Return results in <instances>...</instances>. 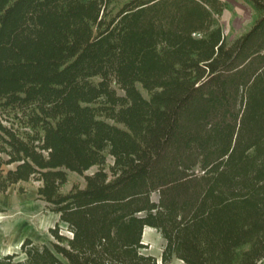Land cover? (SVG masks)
<instances>
[{"label":"trees","instance_id":"16d2710c","mask_svg":"<svg viewBox=\"0 0 264 264\" xmlns=\"http://www.w3.org/2000/svg\"><path fill=\"white\" fill-rule=\"evenodd\" d=\"M240 1L228 40L220 0H0V195L37 182L67 233L0 264H157L145 228L161 264H264V0Z\"/></svg>","mask_w":264,"mask_h":264},{"label":"rangeland","instance_id":"374dc122","mask_svg":"<svg viewBox=\"0 0 264 264\" xmlns=\"http://www.w3.org/2000/svg\"><path fill=\"white\" fill-rule=\"evenodd\" d=\"M220 1L227 9L219 17V24L223 35L228 40H232L249 28L253 11L247 3L240 0ZM111 162L112 160L108 159V163ZM94 171L95 168H92L86 174ZM75 183L83 185V178L69 174L68 184L64 190L70 189ZM38 186L37 182L22 184L21 187L25 189L23 193H20L18 186H12L5 194L0 195V258L6 254L19 253L20 245L27 238L48 244L52 240L48 230L55 225L60 227L63 234H67L66 226L59 223L58 215L49 212L45 203L37 199ZM152 199L157 201V195H152ZM143 236L142 242L146 245V249L142 252L155 257L158 264H161L163 239L150 228L144 230Z\"/></svg>","mask_w":264,"mask_h":264},{"label":"crops","instance_id":"0c3cea01","mask_svg":"<svg viewBox=\"0 0 264 264\" xmlns=\"http://www.w3.org/2000/svg\"><path fill=\"white\" fill-rule=\"evenodd\" d=\"M145 229H146V228H145ZM145 229H144V230H145ZM143 233H144V231H143ZM143 237H144V236L142 235V239H143ZM142 243H143V242H142ZM143 244H144V243H143ZM144 245H145V244H144ZM174 261H177V262H174ZM172 263H174V264H183L181 261L176 260V259H173L172 262H171L170 264H172ZM157 264H158V262H157Z\"/></svg>","mask_w":264,"mask_h":264}]
</instances>
